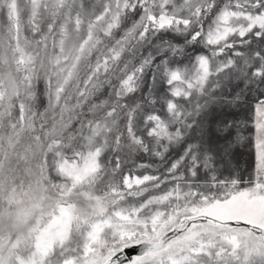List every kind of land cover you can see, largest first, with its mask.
Segmentation results:
<instances>
[{"label":"snow or ice","instance_id":"obj_1","mask_svg":"<svg viewBox=\"0 0 264 264\" xmlns=\"http://www.w3.org/2000/svg\"><path fill=\"white\" fill-rule=\"evenodd\" d=\"M0 264H264V0H0Z\"/></svg>","mask_w":264,"mask_h":264},{"label":"rangeland","instance_id":"obj_2","mask_svg":"<svg viewBox=\"0 0 264 264\" xmlns=\"http://www.w3.org/2000/svg\"><path fill=\"white\" fill-rule=\"evenodd\" d=\"M252 153L249 148H240L237 151L236 162L241 169L248 170L252 162ZM132 253L136 252V249L130 250Z\"/></svg>","mask_w":264,"mask_h":264}]
</instances>
